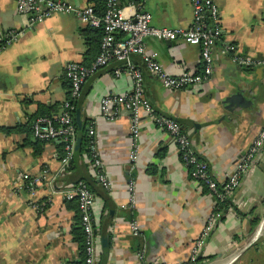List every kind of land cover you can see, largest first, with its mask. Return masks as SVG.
Instances as JSON below:
<instances>
[{
    "label": "crops",
    "instance_id": "obj_1",
    "mask_svg": "<svg viewBox=\"0 0 264 264\" xmlns=\"http://www.w3.org/2000/svg\"><path fill=\"white\" fill-rule=\"evenodd\" d=\"M213 1L222 38L243 54L264 58V0ZM71 2L97 9L100 0ZM142 7L156 27H187L191 21L190 0H143ZM24 22L15 0H0V32L23 29L19 39L0 50V127L29 126L40 111L57 114L67 95L64 64L92 61L98 52L88 43L89 27L72 14H53L29 28ZM144 43L146 54L154 55L169 73L201 69L197 45L151 36ZM130 60L143 74V95L157 113L180 123L211 175L223 183L264 124V68L258 80L254 68L234 64L220 53L217 42L209 79L197 88L169 90L148 72L140 55L132 54ZM121 65L112 60L97 69L84 80L78 97L80 122L84 127L94 124L101 168L112 182L109 190L102 188L85 154L73 158L72 165L59 173L58 142L37 145L31 132L0 130V264L81 260V244L75 239L77 204L66 200L63 191L83 179L92 183L94 193V264L142 262L135 249L138 236L130 233L131 220L139 226L143 259L151 263L184 262L195 242L202 240L196 255L201 260L194 264H229L253 239L249 238L253 220L264 214V142L230 195L231 206L218 212L214 228L202 236L214 199L189 177L168 134L142 114L138 157L131 166L130 113L124 109L111 120L99 116L104 95L131 89L125 73L115 74ZM238 96L248 102L231 100ZM44 168L50 181L37 188L36 199L48 202L40 209L29 203L22 174L37 175ZM129 181L135 185L132 210L121 206L127 202Z\"/></svg>",
    "mask_w": 264,
    "mask_h": 264
},
{
    "label": "built area",
    "instance_id": "obj_2",
    "mask_svg": "<svg viewBox=\"0 0 264 264\" xmlns=\"http://www.w3.org/2000/svg\"><path fill=\"white\" fill-rule=\"evenodd\" d=\"M102 10L98 12L93 6L80 7L71 0H15L16 12L25 17V27H32L42 23L53 14H72L86 26L100 28L102 35L99 40L98 52L89 63L70 60L64 64V72L70 83L69 99H65L57 114L51 116H37L31 122V134L41 142L56 141L62 144L63 155L59 158L58 172L66 171L74 157V147L77 138L74 124V105L72 100L80 95L84 80L97 69L104 67L110 61H125L115 74L125 73L131 81L130 91L123 93H109L99 102V116L108 120L114 119L122 110L130 113L129 132L130 150L128 158L131 166L137 159L138 139L142 114L150 116L159 129L166 132L175 143L180 161L186 167L189 177L199 185L205 186L214 199V211L205 220L202 236H207L214 228L219 211H215L217 200L230 197L245 175L249 165L259 154L264 142V124L252 139L247 150L241 155L234 171L222 183V192L217 190L218 181L211 175L208 163L195 152L187 133L180 123L156 112L148 99L143 95V74L134 65L130 56H141L148 72L157 78L162 87L169 90L185 89L189 86L199 87L208 80L213 71V50L217 44L220 53L227 55L230 60L244 68L264 67V58H256L243 54L238 47L222 38V28L218 15V7L213 0H190L191 21L187 27H156L151 24V14L142 7L143 0H101ZM23 34V29L10 28L0 32V50H3ZM148 36L156 39L175 41L181 39L190 45L200 48L201 69L199 72L186 70L173 74L165 71L154 55H147L144 39ZM89 140V155L87 156L95 172L96 178L104 190L112 187V182L103 172L101 161L97 153V135L93 122L87 130ZM50 181L47 168L37 175L22 174V186L29 196V203L36 208L43 209L47 200L36 199L37 188ZM127 202L121 206L132 210L136 203L135 185L132 181L127 184ZM66 200H74L77 204L79 223L84 233L83 264H94L96 254L94 232V193L84 180H78L70 188L63 191ZM130 233L139 236L140 230L136 220L129 222ZM202 240H197L189 258L184 262L173 264H194ZM137 256L142 260L140 264H169L151 263L143 259V248L138 249Z\"/></svg>",
    "mask_w": 264,
    "mask_h": 264
},
{
    "label": "trees",
    "instance_id": "obj_3",
    "mask_svg": "<svg viewBox=\"0 0 264 264\" xmlns=\"http://www.w3.org/2000/svg\"><path fill=\"white\" fill-rule=\"evenodd\" d=\"M121 3H125L127 2V0H120ZM137 1V0H135ZM98 12H100L102 10V1L100 0L99 2V5H98V8L96 9ZM88 31H89V35L90 36H87V40H88V43L90 44V46L92 47V50H94L96 47L98 49V46H99V40H100V37L102 35V30L100 28H91L89 27L88 28ZM94 59V58H93ZM91 61H88L86 62V64H89ZM65 86L67 88V95H66V99H69V95H70V83L68 80H66L65 82ZM71 103L74 105V113H73V118H74V124L76 125V130L78 132V129H77V124H76V121H75V112L78 108V98L77 99H74L71 101ZM37 116H51V114H48L46 111H40L38 112L36 115H34V117L31 119V122L34 118H36ZM31 122L29 124V126L25 125V126H16V127H0V130L4 131L5 133H9V132H12V131H25V132H31ZM84 127V126H83ZM80 137H81V141H80V145H79V148L77 150V155L78 156H81L83 154H85L86 156L89 155V147H88V144H89V140H88V137H87V130L83 129L81 131V134H80ZM36 143L37 145H41L42 143L44 142H41V141H38L36 140ZM58 148H59V151H58V155H59V158L63 155V149H62V144L58 142ZM39 150V149H38ZM39 152V151H38ZM74 158V157H73ZM73 163V160L71 161V165ZM70 165V166H71ZM149 172H151V168H149ZM87 184L88 186L90 187V189L92 190L93 192V187H92V183L87 180V179H83ZM217 190L219 192H222V183L221 182H218L217 184ZM205 190H208L205 186H204ZM231 206V201H230V197H225L224 199L222 200H217V203H216V207H215V211H220V212H224L227 208L229 209V207ZM77 207V205H76ZM78 211V209H77ZM259 222V219H254L253 220V225H252V229H254V227L258 224ZM78 225L79 227L76 229V233H75V239L78 243L81 244V248H82V258L80 261L78 262H75V263H72V264H83V246H84V233H83V230H82V227L80 226V223H79V214H78ZM251 229V230H252ZM201 260V258H196V262L198 263L199 261Z\"/></svg>",
    "mask_w": 264,
    "mask_h": 264
},
{
    "label": "rangeland",
    "instance_id": "obj_4",
    "mask_svg": "<svg viewBox=\"0 0 264 264\" xmlns=\"http://www.w3.org/2000/svg\"><path fill=\"white\" fill-rule=\"evenodd\" d=\"M258 224L254 227L249 235V238L255 237L258 231V236L254 244L243 251L236 259L229 264H264V214L260 216ZM245 253V254H244Z\"/></svg>",
    "mask_w": 264,
    "mask_h": 264
},
{
    "label": "water",
    "instance_id": "obj_5",
    "mask_svg": "<svg viewBox=\"0 0 264 264\" xmlns=\"http://www.w3.org/2000/svg\"><path fill=\"white\" fill-rule=\"evenodd\" d=\"M118 62L119 63H123L125 61H118ZM263 68L264 67L262 65H259V66H257V67L254 68L255 69V72H256V78L258 80L262 78ZM231 100H235V102H241L240 104H242V105H244V104H246V102H248L246 99H244L243 97H240V96H238V97H232ZM76 124H77L78 132H77V138H76V143H75V147H74V161H76L77 160L76 158L78 157L77 150L79 148L80 141H81V137H80L81 131L83 129L88 130V128H89V126L83 127L82 123L80 122L79 110L76 111ZM257 236H258V231L256 232L255 237H253V239L251 240V242L248 245H246L244 248H242L238 253H236L229 262H232L243 251H245L246 249H248L249 247H251L254 244ZM141 241H142V237L141 236L140 237L138 236L137 239H136V241H135V249L136 250H138L140 248V242Z\"/></svg>",
    "mask_w": 264,
    "mask_h": 264
}]
</instances>
